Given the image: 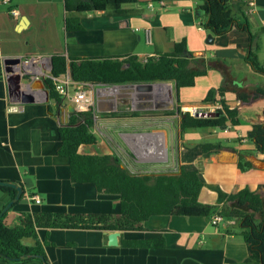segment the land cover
Returning <instances> with one entry per match:
<instances>
[{"label":"crops","instance_id":"crops-1","mask_svg":"<svg viewBox=\"0 0 264 264\" xmlns=\"http://www.w3.org/2000/svg\"><path fill=\"white\" fill-rule=\"evenodd\" d=\"M249 2L232 0L230 7L236 20L248 24L256 35L252 48H258V61L264 65V0H257L254 9ZM149 3L140 0L138 5L125 6L120 14L82 15L69 14L66 0L0 3V181L22 184L27 195L8 212L3 224L21 228L25 215L52 214L61 228L37 231L49 264H244L248 258L236 220L213 226L201 216H155L142 231L120 232L119 245L110 246L109 234L116 232L110 229L120 213L119 196L100 193L92 184L74 183L69 159L59 154L61 129L68 124L73 105L57 95L51 97L46 89L44 80L50 75L53 56L95 60L138 57L144 62L171 54L176 44L185 42L188 52L196 57L224 65L227 76L225 80L220 70L211 69L196 80L194 87L181 89L176 104L184 112L193 107L214 112L221 107L219 89L226 81L229 91L224 100L236 111L240 123L228 131L191 130L181 137L178 119V138L170 142L175 168L198 174L203 183L199 201L204 205L221 207L244 189L264 196V157L247 138L255 126L264 124V98L248 102L237 99V92L254 95L257 89H264V74L255 72L248 62V34L234 29L210 42L209 32L201 27L206 16L197 13L201 0H161L154 3L153 10ZM11 9L19 11V18L10 15ZM68 17L79 18L81 29L68 31ZM146 28L152 30L150 44ZM7 59L22 61L14 67V75L22 76L21 92L32 97V103L9 96L3 65ZM171 83L175 91V83ZM153 87L139 89L150 95ZM116 98L104 99L103 106L111 107ZM122 103L127 105L125 100ZM104 119L101 139L95 146H81V154L114 156L133 175L169 173V130L167 126L159 130L157 115ZM159 131L163 132L162 139ZM240 159L252 168L240 169ZM30 196L40 197L42 203L36 204ZM10 200L9 194L0 190V212ZM121 239H164L165 247L124 248ZM23 243L36 246L33 239ZM0 264L42 263L37 259H0Z\"/></svg>","mask_w":264,"mask_h":264},{"label":"trees","instance_id":"trees-1","mask_svg":"<svg viewBox=\"0 0 264 264\" xmlns=\"http://www.w3.org/2000/svg\"><path fill=\"white\" fill-rule=\"evenodd\" d=\"M140 0H66V10L69 14L79 15L97 13L120 14L128 5H138ZM232 0H201L202 11L206 16L201 27L209 32V41L223 36L236 29L247 33L251 52L248 62L257 73L264 74V65L257 58L258 48L253 49L254 35L248 24L239 23L230 7ZM160 3L161 0H149ZM126 13V12H124ZM68 31L81 29L79 18L68 17L66 20ZM211 69L220 70L226 80L227 71L224 65L213 63L204 57H196L188 52L186 43L176 44L175 51L147 58L141 62L138 57L119 59H77L64 56L51 58V77H59L68 71L75 82L88 83L93 86H125L150 83H175V96L179 102V92L184 88L195 86L199 77L206 76ZM3 76L2 61L0 59V79ZM46 89L51 97L56 96L54 83L51 78L44 80ZM229 91L227 82L219 89L221 108L216 109L213 117L192 116L184 112L177 105L174 110L164 112V115L179 117V131L181 137L191 130L204 129H232L239 125L236 111L230 109L224 100ZM257 97L264 98V89H257L254 95L237 92L239 102H248ZM212 104L214 101L205 100ZM95 112L72 113L69 122L61 129V148L59 154L69 159L71 179L76 184H92L100 193L119 196L120 213L115 226L110 229L118 232L142 231L144 224L155 216H201L211 219L215 215L225 220H236L241 236L247 244L248 258L244 264H264V196L244 189L230 196L221 206L204 205L199 201L203 183L197 173L187 172L183 167L175 173L158 175H133L121 167L119 160L109 155L81 154V146H95L98 137L92 132L95 125ZM137 112H109L101 116L136 117ZM247 138L254 142L256 150L264 157V124L255 126L248 133ZM206 149V146L203 147ZM239 168L248 170L250 163L239 161ZM3 182V181H0ZM22 193L13 187L0 185V190L9 194L10 209L0 212V259L7 262H26L37 259L42 264H49L42 245L38 240L39 229H55L61 226L55 224L54 216L50 213L28 214L24 216L21 228H7L3 221L8 212L21 200L26 198L24 186L15 182ZM33 239L35 247L26 246L23 241ZM124 248H155L165 247L164 239L146 241L120 240ZM37 256H41L42 260Z\"/></svg>","mask_w":264,"mask_h":264},{"label":"rangeland","instance_id":"rangeland-1","mask_svg":"<svg viewBox=\"0 0 264 264\" xmlns=\"http://www.w3.org/2000/svg\"><path fill=\"white\" fill-rule=\"evenodd\" d=\"M150 91V95H144L141 93L140 89L137 86H127L124 88H116L115 95L108 98H116L115 102L111 107L103 106V100L108 98H103L102 93L96 91V107H95V118L97 117V123H95L92 132L101 139L104 129L102 123L106 121L105 116H101L103 113L109 112H137L138 114H155L158 117V127L161 128L168 127L169 130V173H175L177 169L175 168V161L173 160L172 153L170 150L171 141H176L178 138V119L177 115L168 116L164 115L166 111H172L176 107V96L174 91V86L171 82L169 83H154ZM170 87V89H167ZM99 88H104L99 86ZM122 100L127 102V105L124 107ZM117 109V110H116ZM127 109L126 111H121ZM113 110V111H109ZM109 111V112H108ZM213 113V112H211ZM158 136L162 139L164 137L163 132L159 131Z\"/></svg>","mask_w":264,"mask_h":264},{"label":"built area","instance_id":"built-area-1","mask_svg":"<svg viewBox=\"0 0 264 264\" xmlns=\"http://www.w3.org/2000/svg\"><path fill=\"white\" fill-rule=\"evenodd\" d=\"M0 3L3 5H10L11 0H0ZM256 3H257V0H250L249 2L250 8L251 9L256 8L257 6ZM148 8L150 10H153L154 3H149ZM10 15L13 18L17 19L19 18L20 13L17 9H11ZM144 32H145L147 43L149 44L152 43L153 36H152L151 28H146ZM48 78H51L53 80L57 96L61 100L70 101L73 107L76 109V112L78 113H84V112H89V111L95 112V107H96V98H95L96 93L95 92L96 91L103 92L102 93L103 98H108L110 96L115 95L116 88H124V86H103L104 88L98 89L99 86H93L88 83L75 82L69 71L59 77L55 78L49 75ZM218 108H221V107H218ZM188 112L192 116H200L201 114H206V112H202L200 108L198 107L190 108ZM229 129L230 128L225 129V131H228ZM30 199L36 204L42 203L41 198L38 196H30ZM224 220L225 219H223L221 216L215 215L211 219L210 222L213 226H218Z\"/></svg>","mask_w":264,"mask_h":264},{"label":"water","instance_id":"water-1","mask_svg":"<svg viewBox=\"0 0 264 264\" xmlns=\"http://www.w3.org/2000/svg\"><path fill=\"white\" fill-rule=\"evenodd\" d=\"M198 15L202 16L204 15V12L202 11L201 8H198L197 10ZM22 61L20 59H7L4 60L3 65H4V72L6 74V80L8 83V91H9V96L11 98H20L21 101L23 103H32L33 102V98L23 94L21 92V83H22V76L21 75H14V67L18 66V65H22L21 64ZM154 85V83H150V84H137V85H131V86H137L138 88H148L150 89L152 86ZM130 86V85H125V87ZM70 113H76V109L74 107L70 108ZM214 113H206V114H201L200 117H213ZM264 166V161L261 162V168H263ZM1 186H6V187H13L16 188L19 191V194L22 193V190L15 186L14 184L11 183H3L0 182ZM10 209V204H8L5 209L4 212L8 211ZM121 233L116 231V232H112L109 234V245L110 246H118L119 245V237H120ZM38 259L42 260L41 256H37Z\"/></svg>","mask_w":264,"mask_h":264},{"label":"bare ground","instance_id":"bare-ground-1","mask_svg":"<svg viewBox=\"0 0 264 264\" xmlns=\"http://www.w3.org/2000/svg\"><path fill=\"white\" fill-rule=\"evenodd\" d=\"M167 89H170V87H167Z\"/></svg>","mask_w":264,"mask_h":264}]
</instances>
